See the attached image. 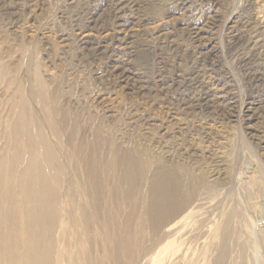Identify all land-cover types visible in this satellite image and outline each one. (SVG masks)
<instances>
[{"label": "rangeland", "instance_id": "obj_1", "mask_svg": "<svg viewBox=\"0 0 264 264\" xmlns=\"http://www.w3.org/2000/svg\"><path fill=\"white\" fill-rule=\"evenodd\" d=\"M34 90L59 100L62 141ZM23 103L63 153L99 136L205 181L215 233L237 214L227 264H264V0H0V134ZM202 244L161 264H213Z\"/></svg>", "mask_w": 264, "mask_h": 264}, {"label": "bare ground", "instance_id": "obj_2", "mask_svg": "<svg viewBox=\"0 0 264 264\" xmlns=\"http://www.w3.org/2000/svg\"><path fill=\"white\" fill-rule=\"evenodd\" d=\"M35 90L62 141L59 100ZM26 104L0 134V264H161L182 259L183 248L196 242L215 245L213 264L228 263L239 246L237 214H224L215 233V191L205 181L172 165L153 169L149 158L96 133L86 149L66 138L71 148L63 153ZM251 223V235L264 244V219Z\"/></svg>", "mask_w": 264, "mask_h": 264}]
</instances>
